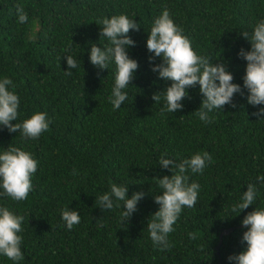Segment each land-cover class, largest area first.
Returning <instances> with one entry per match:
<instances>
[{"label":"trees","instance_id":"obj_1","mask_svg":"<svg viewBox=\"0 0 264 264\" xmlns=\"http://www.w3.org/2000/svg\"><path fill=\"white\" fill-rule=\"evenodd\" d=\"M17 5L24 6L28 22L18 23ZM164 7L192 47L219 58L243 88L247 62L238 52L251 45L241 31L251 33L264 19V0H0V78L7 76L17 85V122L37 111L47 113L50 122L49 130L34 141L0 130V152L22 147L39 162L27 200L0 197V206L25 217L20 264H235L228 257L245 250L241 221L254 207L264 206V184L256 179L264 174V118L252 115L264 105H250L244 89V95L233 98L235 108L213 110L212 122L205 124L196 115L202 101L197 85L188 89L182 110L162 111L163 92L159 103L151 97L170 82L151 70L146 39ZM120 14L141 25L129 33L136 44L128 49L139 68L125 90L128 99L113 110L108 97L114 65L99 69L89 56L92 44H108L99 37L101 26L95 21ZM65 49L80 65L71 76L65 74ZM204 151L212 162L203 174L189 173L190 182L200 185L196 207L183 210L169 234L173 247L160 251L150 239L147 220L159 208L153 195L161 189L154 176L171 172L158 161L166 154L179 162ZM111 183L128 185L129 197L145 193L123 226L122 208L102 211L96 204ZM247 183L256 184L257 200L236 215L232 206ZM66 206L81 217L71 230L61 219ZM224 227L228 230L218 236ZM189 232L199 238L190 240ZM0 264L13 262L0 256Z\"/></svg>","mask_w":264,"mask_h":264},{"label":"clouds","instance_id":"obj_2","mask_svg":"<svg viewBox=\"0 0 264 264\" xmlns=\"http://www.w3.org/2000/svg\"><path fill=\"white\" fill-rule=\"evenodd\" d=\"M16 14L18 23L28 22V14L23 5L16 6ZM95 23L101 26L99 37L106 38L108 44L103 47L92 44L89 60L99 69L109 70V66L114 65V85L108 101L113 110H118L128 99V92L125 90L133 85L132 81L139 68L138 61L129 56L128 49L136 44L129 33L139 31L141 25L126 14L102 17ZM241 35L251 45L250 50L241 48L238 52V56L247 62L242 78L243 88L233 82V74L219 58L201 55L192 47V42L184 34L183 28L175 23L169 9L164 7L153 20L147 35L146 48L152 54L149 57L151 70L170 84L164 90L153 93V101L159 103L163 92L165 107L162 111L175 113L183 109L182 101L189 98L188 89L198 85L202 101L196 115L205 124L212 122L213 118L209 113L213 110H223L225 105L235 108L233 98L237 93L244 95V89H247V102L250 105H264V19L255 24L251 33L244 30ZM65 53L67 54V49ZM156 58H161L162 62L152 63ZM66 62L69 70L65 74L71 76V70L80 65L69 54L66 55ZM16 88L17 85L11 78H0V130L6 128L10 133H19L25 141L38 140L49 130L47 113L37 111L22 122H17L20 117V97ZM252 115L259 119L264 118V107ZM212 160L207 151L195 153L179 162L168 158L166 154L159 159V165L169 169L171 175L154 176L161 189L160 193L153 195L159 208L147 220V229L153 246L160 251L171 250L173 244L169 240V234L175 231L174 225L185 208H194L198 202L200 185L195 181L190 182L189 173L203 174ZM38 166V160L22 147L9 146L0 152V197L10 198L14 202L27 200L33 189L32 178ZM256 179L264 184V174ZM144 196L143 191H137L129 197L128 185L111 183L110 191L95 200L102 211L122 208L119 222L123 226L138 210V202ZM257 196L256 184L247 183V190L243 191L240 201L232 206V212L239 215L255 204ZM236 215L220 219L226 220ZM61 219L68 230L81 221L79 211L68 206L62 209ZM24 220L23 215H17L9 207L0 206V256L6 257L13 264H20L24 260L21 250ZM241 224L246 229L242 235L246 248L238 254L230 255L228 260L235 261V264H264V209L254 207L244 215ZM188 237L195 241L199 238V233L189 232ZM204 247L201 245L200 251H204Z\"/></svg>","mask_w":264,"mask_h":264},{"label":"water","instance_id":"obj_3","mask_svg":"<svg viewBox=\"0 0 264 264\" xmlns=\"http://www.w3.org/2000/svg\"><path fill=\"white\" fill-rule=\"evenodd\" d=\"M262 209H264V206H263ZM227 230H228V227H224L223 229H221V230L218 232V236L220 235L221 232H225V231H227Z\"/></svg>","mask_w":264,"mask_h":264}]
</instances>
